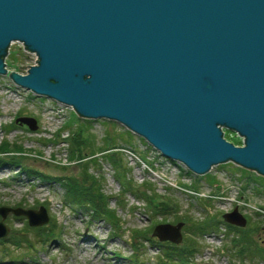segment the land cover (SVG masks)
Returning a JSON list of instances; mask_svg holds the SVG:
<instances>
[{"label":"water","instance_id":"1","mask_svg":"<svg viewBox=\"0 0 264 264\" xmlns=\"http://www.w3.org/2000/svg\"><path fill=\"white\" fill-rule=\"evenodd\" d=\"M14 40L38 56L25 72L8 71ZM0 74L79 117L121 123L196 174L231 161L264 176V0H0ZM15 122L38 127L33 115ZM9 211L49 218L42 205H0V237ZM222 218L247 223L237 205ZM183 224L152 234L179 243Z\"/></svg>","mask_w":264,"mask_h":264},{"label":"rangeland","instance_id":"2","mask_svg":"<svg viewBox=\"0 0 264 264\" xmlns=\"http://www.w3.org/2000/svg\"><path fill=\"white\" fill-rule=\"evenodd\" d=\"M10 48L7 67L25 72L34 54L22 51L18 42ZM62 106L0 74V144L8 146L0 148V205H42L49 216L41 225H30L25 215L9 211L4 218L8 232L0 237V264H178L163 252L175 247L193 248L188 264H264L263 175L234 162L213 165L208 175L196 174L121 123L102 117L88 122ZM21 114L35 116L37 129L15 122ZM223 134L241 144L235 131L224 128ZM71 147L80 156L97 152L69 158ZM104 148L113 161L101 157ZM92 156L97 161L88 171L101 176L116 224L91 208L65 204L63 187L49 177H80L83 160ZM235 205L247 218L244 226L222 218ZM177 220L184 221L181 242L152 234L156 223ZM195 224L205 227L194 231ZM246 239L253 244L242 251Z\"/></svg>","mask_w":264,"mask_h":264},{"label":"trees","instance_id":"3","mask_svg":"<svg viewBox=\"0 0 264 264\" xmlns=\"http://www.w3.org/2000/svg\"><path fill=\"white\" fill-rule=\"evenodd\" d=\"M72 114L76 115L74 112ZM76 118H79V117L77 116ZM83 119L87 120L88 122L92 121V119L90 118H83ZM6 143L7 142L4 141L0 144L1 150L8 149V146L6 145ZM240 143H241V140H240ZM96 152H97L96 150L92 149L89 153L94 154ZM88 154H85L83 156L86 157ZM102 155L104 158L110 161H113L114 157H113L112 152H109L106 148L102 150L101 157ZM83 156H80V154H78V151L76 148H72V147L70 148L69 155H68L69 158H73V157L80 158ZM96 157L92 156L88 159L85 158L83 160L82 175L80 177H75V176H70V175H58V176L47 175V176L51 177L54 181H56L60 186L63 187L64 189L63 196H64L65 204L72 206V203H76L79 206L91 208L92 212L98 213L99 216H103V218H105L107 221L111 222L112 224H116L118 223L119 220L116 215L115 209L108 205L109 196L106 195V193L102 191L101 176H96L95 174H92L91 172L88 171L89 164L91 162L95 163L97 161ZM225 163L231 164L232 162L229 161V162H224L222 164L224 165ZM237 167H240L246 170V168L244 167H241V166H237ZM208 174L209 173H205V175H208ZM45 175L46 174L44 175L41 174L42 177H45ZM124 188L128 189L126 186H123V189ZM195 225H196L195 227L197 228H195L196 230L194 231H198V230L201 231L205 227V225H202V224L201 225L195 224ZM227 225L230 227H234V229H238L237 227L232 226L230 224H227ZM249 242L250 241L248 239L241 242L243 245L242 251H245L247 248H248L247 251L251 250L250 246H252L253 243L251 242L249 243ZM177 248L178 247H175L174 251L171 250L170 252L168 251V249L166 250L163 249V252H165L166 256H168L170 259L177 260L178 264H188L187 255L191 251H193V248H190V247H187L185 249L184 248L177 249ZM258 253L261 254L262 252H258Z\"/></svg>","mask_w":264,"mask_h":264},{"label":"built area","instance_id":"4","mask_svg":"<svg viewBox=\"0 0 264 264\" xmlns=\"http://www.w3.org/2000/svg\"><path fill=\"white\" fill-rule=\"evenodd\" d=\"M13 42H18L19 44H20V48H21V50L22 51H24V52H27V53H33L34 54V57H35V59H34V62L33 63H31V64H35V63H37V61H36V59H38V56H37V54H36V52L35 51H33V50H29L28 48H25L24 47V44H23V42H21V41H18V40H14V41H12L11 43H10V45H9V48H8V53L9 52H11V44L13 43ZM7 57V56H6ZM6 57H5V61H6ZM7 63V62H6ZM7 65V64H6ZM30 64H28V65H26V67L27 66H29ZM8 71H9V68H8ZM35 96H38L37 94H35L34 92H32ZM45 98H49V97H45ZM51 99V101L53 100V102L55 101V103H60V105H63L62 107H65L66 105H64V103H62V102H59V101H57V100H54V99H52V98H50ZM55 105H53V104H51L50 105V108H52V109H55V107H54ZM70 109H72V108H70ZM242 140V139H241ZM241 143H242V141H241ZM126 151H128V153L129 154H133V151L131 150V149H125Z\"/></svg>","mask_w":264,"mask_h":264},{"label":"bare ground","instance_id":"5","mask_svg":"<svg viewBox=\"0 0 264 264\" xmlns=\"http://www.w3.org/2000/svg\"><path fill=\"white\" fill-rule=\"evenodd\" d=\"M240 140H241V138H240ZM22 147V146H21ZM21 147H19V148H21ZM95 236V235H94ZM90 237H91V235H90ZM3 241V240H2ZM3 243V242H2ZM102 247H103V245H101ZM110 250V249H109ZM112 252V251H111ZM114 255V254H113Z\"/></svg>","mask_w":264,"mask_h":264},{"label":"flooded vegetation","instance_id":"6","mask_svg":"<svg viewBox=\"0 0 264 264\" xmlns=\"http://www.w3.org/2000/svg\"><path fill=\"white\" fill-rule=\"evenodd\" d=\"M21 124V123H20ZM22 124H24V123H22ZM175 222V221H174Z\"/></svg>","mask_w":264,"mask_h":264}]
</instances>
